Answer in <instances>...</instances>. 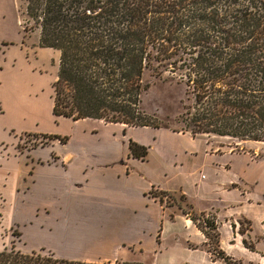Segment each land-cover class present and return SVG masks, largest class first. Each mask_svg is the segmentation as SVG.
<instances>
[{"label": "trees", "instance_id": "1", "mask_svg": "<svg viewBox=\"0 0 264 264\" xmlns=\"http://www.w3.org/2000/svg\"><path fill=\"white\" fill-rule=\"evenodd\" d=\"M26 13L40 28L41 47L59 53L55 118L161 129L164 123L141 104L146 72L164 64L184 79L185 127L175 133L264 143V0H27ZM42 137L48 140L42 146L69 141ZM129 150L135 159L148 156V147L133 141ZM151 194L161 203L163 195L172 198ZM187 206L191 212L179 208L205 236L207 252L224 264H241L220 249L216 216L199 213L210 216L202 225ZM0 264L100 263L60 259L44 249L23 253L12 245L0 250Z\"/></svg>", "mask_w": 264, "mask_h": 264}, {"label": "crops", "instance_id": "2", "mask_svg": "<svg viewBox=\"0 0 264 264\" xmlns=\"http://www.w3.org/2000/svg\"><path fill=\"white\" fill-rule=\"evenodd\" d=\"M88 121L94 125L82 124ZM72 122L75 130L69 136L48 134L67 136L66 145L53 141L41 145L42 148L28 149L25 155L14 158L22 160L25 167L22 165L12 173L0 163V199L7 211L10 208L3 197H20L21 217L27 220L24 227L31 226L40 234L54 237L51 246L32 245L24 237L21 225L14 224L31 248L59 251L61 255L54 253L57 258L88 263L131 260L129 251L154 255L156 264L222 262L207 252L206 238L196 225L180 209V214L173 213L152 196V191L185 196L189 202L201 200L207 205L199 212L215 210L216 217L219 214L235 217L236 209L248 211V207L254 206L258 213L255 216L263 227L264 201L254 205L252 201L258 202L259 198L252 190L240 188L238 181L241 179L221 180L219 175L231 169L226 168L228 164L216 163L213 178L204 173L202 165L188 175L182 173L173 154L164 157L160 154L159 167L152 165V153L161 136L167 132L186 138L187 134L151 127L126 129L120 128L124 126L121 124L92 119ZM140 131L149 132L153 138L148 141V134L143 138L138 135ZM130 141L148 147L144 161L130 155ZM196 141L191 137L192 143ZM2 145L0 142V161L7 156L13 158L11 151ZM44 148L53 151L42 157L37 151ZM183 152L187 157L194 155V151L186 147ZM205 154L214 158L228 157V154L208 151ZM173 175L180 178L175 185L170 182ZM235 230L236 225L232 230L233 244L226 249V234L218 223L220 249L241 264L242 261L262 264L253 257L257 254L255 249L251 251L244 246L246 234L239 231L243 237L239 242Z\"/></svg>", "mask_w": 264, "mask_h": 264}, {"label": "rangeland", "instance_id": "3", "mask_svg": "<svg viewBox=\"0 0 264 264\" xmlns=\"http://www.w3.org/2000/svg\"><path fill=\"white\" fill-rule=\"evenodd\" d=\"M27 0H0V142H3L2 148H8L12 157L2 158L0 163L7 169L18 170L23 165V161L14 158H20L27 153L28 149L42 148L41 144L48 142L42 137V134H72L75 126L71 120L56 119L52 115L53 107V83L57 79L59 53L52 49L43 48L40 45V28L35 21L30 19L26 13ZM156 65H152V70L146 72L143 80L149 89L142 95L141 109L148 115L158 118L164 123L163 129L174 130L184 129L182 123L183 104L186 103V94L182 72H171V68L164 64L160 65L159 71H156ZM94 125L88 121L82 123ZM120 128H133L129 126H120ZM106 131H110L106 129ZM41 133V134H40ZM148 134V136H147ZM138 132L141 137L147 136L150 141L152 137L149 132ZM188 137H177L170 133L161 136L152 153V165L159 167V156L175 155L177 163L181 166L182 173L189 174L195 171L197 166H204L203 171L208 177L213 178L215 164H225L227 169L225 175L220 174L221 180L224 179H241L238 185L243 190H252V194L258 197V202L252 201L254 205L264 201V143L242 142L237 139L220 138L214 135H197L198 141L192 143L189 132ZM146 140V141H147ZM59 143L58 141H55ZM52 144V142H49ZM6 145V146H4ZM194 151L193 156H186L183 148ZM58 149H63L58 147ZM51 148L40 149L37 152L42 157L50 155ZM228 154V157L219 158L206 155L205 152ZM6 153V152H4ZM8 155V154H6ZM230 155H236L231 156ZM162 156V155H161ZM2 157V155H1ZM214 164V165H212ZM25 167V165H23ZM185 175L182 177L184 178ZM178 177L173 175L171 184L179 182ZM247 182L248 184H246ZM159 196L158 191H153ZM8 195V194H7ZM162 196L163 204L172 210L173 213H181L179 206L182 205L191 212L187 204H192V214L197 216V222L203 224V220L208 217H200L199 211L206 208L204 202L198 200L185 201L180 195ZM231 197H235L231 195ZM7 206L0 199V250L10 248L12 245L23 253H31L39 248H31L32 245L46 244L51 246L54 237L49 234H40L31 226L24 227L27 220L21 217L22 202L20 197L4 196ZM261 200V201H260ZM210 208V207H208ZM248 211L236 209L235 217L231 215L219 214L216 218L219 227L226 234L225 247L229 248L233 244V227L236 225L235 233L240 239L239 230L245 232L248 246L254 247L257 254L253 257L264 264V221L261 227L255 207H248ZM180 209V210H178ZM212 209V208H211ZM252 210V211H251ZM182 211V210H181ZM215 210L206 213H213ZM242 212V213H240ZM245 212V213H244ZM19 215V216H17ZM251 218L252 221L247 218ZM241 223V226H240ZM21 225L24 237L19 227ZM45 249L46 252L61 255L59 251ZM131 260L119 261L137 263V264H156L154 255L143 254L142 252L129 251ZM55 256V255H54ZM57 258V257H56ZM130 258V256H129ZM62 259V258H60ZM68 260V259H65ZM217 260V259H215ZM111 262V261H109ZM102 263H107L104 261ZM101 264V263H100ZM219 264H223L219 262ZM242 264H249L244 263ZM251 264V263H250Z\"/></svg>", "mask_w": 264, "mask_h": 264}]
</instances>
